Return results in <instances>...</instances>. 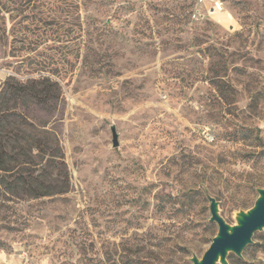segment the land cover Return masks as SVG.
<instances>
[{
    "label": "rangeland",
    "instance_id": "rangeland-1",
    "mask_svg": "<svg viewBox=\"0 0 264 264\" xmlns=\"http://www.w3.org/2000/svg\"><path fill=\"white\" fill-rule=\"evenodd\" d=\"M41 76L68 192L0 197V264H193L209 197L230 225L255 205L264 0H0V86ZM227 260L264 264V230Z\"/></svg>",
    "mask_w": 264,
    "mask_h": 264
},
{
    "label": "trees",
    "instance_id": "trees-1",
    "mask_svg": "<svg viewBox=\"0 0 264 264\" xmlns=\"http://www.w3.org/2000/svg\"><path fill=\"white\" fill-rule=\"evenodd\" d=\"M60 97V83L49 76L9 77L0 86V197L22 201L68 192L60 143L32 113L51 114Z\"/></svg>",
    "mask_w": 264,
    "mask_h": 264
},
{
    "label": "water",
    "instance_id": "water-1",
    "mask_svg": "<svg viewBox=\"0 0 264 264\" xmlns=\"http://www.w3.org/2000/svg\"><path fill=\"white\" fill-rule=\"evenodd\" d=\"M112 133L113 145L118 147V134L114 127ZM258 194L259 197L250 210L237 213L235 225L228 224L221 217L217 200L209 197L210 222L217 223L218 233L201 259L193 255V264H229V254L242 258L243 251L253 243L254 235L264 230V188L258 189Z\"/></svg>",
    "mask_w": 264,
    "mask_h": 264
}]
</instances>
